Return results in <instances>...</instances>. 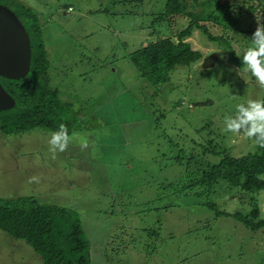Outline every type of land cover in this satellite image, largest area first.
Masks as SVG:
<instances>
[{"label":"rangeland","instance_id":"obj_1","mask_svg":"<svg viewBox=\"0 0 264 264\" xmlns=\"http://www.w3.org/2000/svg\"><path fill=\"white\" fill-rule=\"evenodd\" d=\"M19 1L40 18L51 83L72 103L62 112L72 140L53 158L48 141L55 131L0 129V198L36 196L78 211L92 264H264V228L231 215L247 213L257 197L263 218L264 189L195 182L225 155L258 149L242 132L223 128L238 104L264 96L255 78L230 60L228 46L241 53L248 45L244 31L259 20L232 13L218 41L196 28L190 41L203 51L201 60L153 84L129 55L156 33L187 26V16L162 14L172 10L169 0ZM184 1L190 11L191 4L207 9V0ZM221 1L228 9L236 2L264 6V0ZM216 50L222 52L216 65L204 68V57ZM33 176L39 182H29ZM0 264L43 262L24 240L0 230Z\"/></svg>","mask_w":264,"mask_h":264},{"label":"trees","instance_id":"obj_2","mask_svg":"<svg viewBox=\"0 0 264 264\" xmlns=\"http://www.w3.org/2000/svg\"><path fill=\"white\" fill-rule=\"evenodd\" d=\"M211 2L216 4L215 8ZM0 3L13 9L26 26L32 48L31 68L24 78L10 79L0 76L4 88L16 99V105L12 109L0 110V129L4 134L22 133L35 128L57 131L61 124H67L62 112L72 103L63 100L51 83V63L40 18L32 7L22 1L0 0ZM167 5L172 10L166 9L162 14L187 16L190 18L187 26L179 27L177 34L162 36L156 33L155 40L140 46L129 55L141 77L153 84L166 82L177 66L190 65L201 59L203 51L195 49L190 41L196 28L211 40L218 41L224 36H217V33L222 31V27H228L227 21L232 20L231 14L242 12H246L252 22L254 19L256 22L259 20L257 24L264 26V20L260 22L262 17L264 19V6L260 3H250L245 8V4L236 2L228 9L227 3H222L221 0H207L203 2L207 6L206 10L202 7L203 12L197 10V6L193 4L190 11L189 3L184 0H169ZM212 29L216 31L215 35ZM255 29L254 23L253 29L244 31V39L248 45L241 57L251 46L250 38ZM238 32L236 27L233 32L235 35L232 34L234 38ZM228 46L230 60L243 69L242 58L237 56L236 46ZM67 130L69 134L70 130ZM263 173L264 147L258 146L257 151L242 156L225 155L204 171L201 179L195 182L213 185L223 180L230 186L259 192L264 189V178L261 176ZM253 200L247 213L235 212L231 215L246 226L258 230L264 228V217L260 218L261 206L258 198L253 197ZM206 205L216 209L218 213L229 214L225 210H219L213 202H206ZM0 230L16 239L24 240L41 256L43 264H92L90 241L78 211L72 208L43 203L36 196L1 197Z\"/></svg>","mask_w":264,"mask_h":264},{"label":"clouds","instance_id":"obj_3","mask_svg":"<svg viewBox=\"0 0 264 264\" xmlns=\"http://www.w3.org/2000/svg\"><path fill=\"white\" fill-rule=\"evenodd\" d=\"M222 3L227 2L222 1ZM69 11H71V9H69ZM254 22H256L255 19ZM250 39L251 46L247 48L242 57L240 55L245 48L241 53H237V56L242 58V65L244 66L243 70L251 73L252 77L255 78L257 85L261 89H264V26L258 24ZM215 52H220V55L222 54V52L218 50ZM215 52L209 53L204 58ZM223 131L235 134L242 132L247 139L253 140L257 146L264 147V101L248 99L246 104H238L236 106L235 115L225 117ZM71 140L72 137L69 136L66 126L61 124L59 130L53 132L48 141L49 151L52 153V157L55 158L57 152L65 151ZM87 147L88 144L86 141L80 143L81 150H84ZM29 182H39V177H30Z\"/></svg>","mask_w":264,"mask_h":264},{"label":"water","instance_id":"obj_4","mask_svg":"<svg viewBox=\"0 0 264 264\" xmlns=\"http://www.w3.org/2000/svg\"><path fill=\"white\" fill-rule=\"evenodd\" d=\"M219 56L220 52L207 56L203 66L213 67ZM31 60V39L26 26L13 9L0 3V76L10 79L25 77L30 71ZM15 104V98L0 81V110H9Z\"/></svg>","mask_w":264,"mask_h":264}]
</instances>
